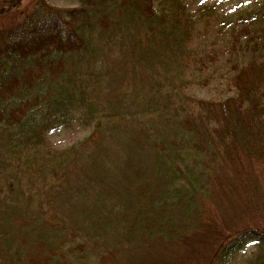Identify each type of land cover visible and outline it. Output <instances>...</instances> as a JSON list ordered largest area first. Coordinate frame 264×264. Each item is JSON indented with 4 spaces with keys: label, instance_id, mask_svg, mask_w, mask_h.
Instances as JSON below:
<instances>
[{
    "label": "trees",
    "instance_id": "16d2710c",
    "mask_svg": "<svg viewBox=\"0 0 264 264\" xmlns=\"http://www.w3.org/2000/svg\"><path fill=\"white\" fill-rule=\"evenodd\" d=\"M27 1L0 25V264H223L246 239L264 264V0Z\"/></svg>",
    "mask_w": 264,
    "mask_h": 264
},
{
    "label": "rangeland",
    "instance_id": "374dc122",
    "mask_svg": "<svg viewBox=\"0 0 264 264\" xmlns=\"http://www.w3.org/2000/svg\"><path fill=\"white\" fill-rule=\"evenodd\" d=\"M210 2L217 3L223 10L231 11L237 9L243 3H249L251 0H189L192 8L198 6V4H203ZM47 4L57 6V7H70L77 5L76 0H46ZM15 11L10 12L11 15L6 17V19L0 22V25H5L10 23L11 20L22 19L29 11H32L31 5L27 0H23L20 6L14 9ZM206 86L202 88L197 86H191L190 91L197 97H205L209 99L218 98V96L223 95L225 90V79H210L208 80ZM88 129H82L79 127L75 128H64L59 130H54L47 134L49 142L53 147L65 148V146L76 142L77 139L82 138L88 132ZM245 246L239 251L231 254L230 258L223 264H249L252 259V253L255 246L252 244L250 239H246Z\"/></svg>",
    "mask_w": 264,
    "mask_h": 264
}]
</instances>
